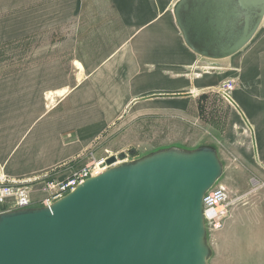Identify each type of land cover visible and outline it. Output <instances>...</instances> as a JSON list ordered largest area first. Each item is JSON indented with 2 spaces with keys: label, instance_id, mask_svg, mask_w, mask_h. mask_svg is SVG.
<instances>
[{
  "label": "crops",
  "instance_id": "1",
  "mask_svg": "<svg viewBox=\"0 0 264 264\" xmlns=\"http://www.w3.org/2000/svg\"><path fill=\"white\" fill-rule=\"evenodd\" d=\"M96 1V9L107 11L117 24L115 45L77 84L53 91L59 97L52 110H73L79 118L0 153V173L15 180H61L94 159L137 150L143 143L148 146L143 154L184 145L179 139L184 118H200L208 95L233 78L226 139L237 165H251L264 184V19L240 51L213 60L185 44L172 11L177 0ZM125 119L143 127L121 136ZM42 185L31 184L32 206H41L38 202L46 196ZM256 199V215L248 219L256 240L239 247L240 264H264V188ZM239 223L229 218L222 222L225 240ZM242 239L237 240L243 244Z\"/></svg>",
  "mask_w": 264,
  "mask_h": 264
},
{
  "label": "water",
  "instance_id": "2",
  "mask_svg": "<svg viewBox=\"0 0 264 264\" xmlns=\"http://www.w3.org/2000/svg\"><path fill=\"white\" fill-rule=\"evenodd\" d=\"M172 11L185 44L220 60L253 38L264 0H177ZM106 163L48 205L1 212L0 264H209L202 199L223 173L215 145Z\"/></svg>",
  "mask_w": 264,
  "mask_h": 264
},
{
  "label": "rangeland",
  "instance_id": "3",
  "mask_svg": "<svg viewBox=\"0 0 264 264\" xmlns=\"http://www.w3.org/2000/svg\"><path fill=\"white\" fill-rule=\"evenodd\" d=\"M96 3V0H0V153L48 135L79 118L73 110H52L59 97L53 91L77 84L115 45L117 24L107 16V11L97 10ZM227 81L208 95L200 118L193 120L190 114L184 118L179 138L185 145L179 146L184 148L201 144L217 147L223 162V173L217 183L227 186L224 202L227 216L221 224L228 218L240 222L232 229L234 234L229 241L222 236L221 227L206 225L208 242L213 248L209 264H240L243 250L239 247L251 244L255 236L249 229L254 225L248 220L249 215L255 217L256 197L264 188L251 165H237L231 143L226 139L229 134L226 106L232 102L224 91ZM231 81L235 82L233 78ZM135 126L143 127L142 123L125 119L120 135L130 136ZM157 141L159 144L160 140ZM147 149L143 143L137 150L123 153L126 160H131ZM48 179L35 182L43 183V188ZM44 198L38 204L44 205ZM240 236L243 244L237 240Z\"/></svg>",
  "mask_w": 264,
  "mask_h": 264
},
{
  "label": "built area",
  "instance_id": "4",
  "mask_svg": "<svg viewBox=\"0 0 264 264\" xmlns=\"http://www.w3.org/2000/svg\"><path fill=\"white\" fill-rule=\"evenodd\" d=\"M233 84L234 82L229 80L224 85V91L228 92V98H230L229 92L233 89ZM106 158L94 159L82 168L74 170L62 180L53 181L48 179L43 187L44 191L49 192L48 196L44 198V205H48L53 200L73 190L77 184L87 177L96 175L108 168ZM118 162H120V159L117 158L115 163ZM38 180L37 177L15 180L0 173V213L6 210L31 207L30 184ZM226 197L225 187L218 183L204 194L202 205L206 225L210 226L212 224L215 228L221 227V220L226 213L227 203L224 204ZM220 205H223V208L217 209Z\"/></svg>",
  "mask_w": 264,
  "mask_h": 264
},
{
  "label": "bare ground",
  "instance_id": "5",
  "mask_svg": "<svg viewBox=\"0 0 264 264\" xmlns=\"http://www.w3.org/2000/svg\"><path fill=\"white\" fill-rule=\"evenodd\" d=\"M222 208H223V205H220V206L217 207V209H222Z\"/></svg>",
  "mask_w": 264,
  "mask_h": 264
}]
</instances>
